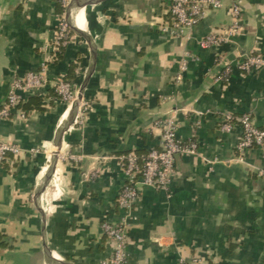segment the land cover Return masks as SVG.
<instances>
[{
  "label": "crops",
  "instance_id": "1",
  "mask_svg": "<svg viewBox=\"0 0 264 264\" xmlns=\"http://www.w3.org/2000/svg\"><path fill=\"white\" fill-rule=\"evenodd\" d=\"M95 2L76 16L94 46L72 40L52 60L50 45L65 9L58 14L56 0H0V108L13 81L45 62L51 81L65 79L81 53L78 90L90 77L85 123L63 137L42 210L35 193L70 106L50 85L23 94L25 117L20 105L0 118V141L23 149L0 162V264H47L46 246L70 264H109L114 248L102 224L122 216L117 200L126 176L119 158L159 148L155 124L167 117L176 120L180 140L198 142V155L176 157L168 192L141 189L128 264H189L197 257L203 264H264V150L239 153L241 128L220 130L224 112L250 113L264 128V68L234 71L225 83L217 80L223 66L216 61L232 63L249 50L264 57V0H222L180 36L163 31L172 21V0ZM235 3L243 9L240 36L203 48L205 36L231 27ZM187 54L188 70L176 83ZM40 96L41 105L30 102Z\"/></svg>",
  "mask_w": 264,
  "mask_h": 264
},
{
  "label": "built area",
  "instance_id": "2",
  "mask_svg": "<svg viewBox=\"0 0 264 264\" xmlns=\"http://www.w3.org/2000/svg\"><path fill=\"white\" fill-rule=\"evenodd\" d=\"M69 2L70 0H60L64 9H66ZM222 5V0H172L170 7L172 21L169 25L163 27V31L177 36L189 34L205 18L208 11L218 10ZM229 12L233 18L231 27L205 36L200 41L203 48L234 43L235 38L240 36L245 28L242 20L243 9L235 3L230 7ZM72 40L74 39L69 35L63 17L50 45V51L52 52L50 59L55 60ZM188 57L187 54L180 61L179 72L175 77L176 83L183 80L184 74L188 70ZM216 61L223 66L217 80L225 83L229 81L234 71L250 75L264 68V57L254 50H249L240 55L232 63L225 62L221 57ZM46 68L47 62L42 64L39 71L29 72L23 78H17L13 81L7 99L3 107L0 108V118L11 116L12 111L24 102V93L45 90L50 85L58 98L71 108L77 100L78 86L63 78L51 81L47 77ZM88 111L89 105L83 101L74 124H84ZM21 116L25 117L26 113L22 112ZM155 126L161 130L159 148L152 149L145 155H139L137 152L132 151L119 158L126 176L125 184L117 200V204L122 210V216L115 224L110 222L102 224V229L113 243L114 248L112 257L108 261L109 264L129 263V232L132 228L134 211L141 189L152 188L168 192L175 176L176 157L179 155H198V142L180 140L177 134L178 124L174 118L160 119ZM237 127H240L242 132L237 145L239 153L255 147L264 150V128L256 126L250 113L236 115L232 112H224L221 116L220 130L231 132ZM22 152L23 149L19 144L0 141V162L7 160L10 156H20ZM240 161H243L242 157ZM204 261L203 258L197 257L191 260L189 264H203Z\"/></svg>",
  "mask_w": 264,
  "mask_h": 264
},
{
  "label": "water",
  "instance_id": "3",
  "mask_svg": "<svg viewBox=\"0 0 264 264\" xmlns=\"http://www.w3.org/2000/svg\"><path fill=\"white\" fill-rule=\"evenodd\" d=\"M107 0H102V2H106ZM97 4H93L88 0H70L68 6L65 9L64 14V24L67 28L69 35L74 39L81 42H86L89 45L94 46V39L88 36L87 34H78L76 31L73 30L71 27V18L74 12L80 10H87L91 7H95ZM90 81V77H87L83 84L80 86L77 94V100L70 108V112L66 118L65 124L63 125L59 135L54 143V152L50 159V163L48 165L47 172L44 178L41 181L40 186L38 187L35 193V201L39 210H42V201H43V194L45 193L48 186L53 182L55 173L57 171V166L59 163V155L62 151L63 147V137L65 133L73 126L75 119L79 112V107L83 102L84 92L85 89ZM46 254H47V264H70L64 260H59L52 255L51 250L46 246Z\"/></svg>",
  "mask_w": 264,
  "mask_h": 264
},
{
  "label": "trees",
  "instance_id": "4",
  "mask_svg": "<svg viewBox=\"0 0 264 264\" xmlns=\"http://www.w3.org/2000/svg\"><path fill=\"white\" fill-rule=\"evenodd\" d=\"M56 2H57L58 14L62 15L64 13V8L61 6L60 0H56ZM63 51H64V49L62 50L61 53L58 54V56H57L58 59L61 57ZM81 55H82L81 53L78 54L77 62L74 63L71 66L70 71H69L68 75L65 78L66 81H68V82H70L72 84H74L76 79L78 78V76H77L75 71L80 66V63L82 62ZM50 92H52L53 95L57 96V94L54 93V90H52ZM42 101H43V96L42 97L41 96L40 97H34V98H31V100H30V102H34V104L36 103L38 106L41 105ZM21 105H22V107L24 108V111L27 114L28 111H26L27 110V106L26 105H28V104L22 103Z\"/></svg>",
  "mask_w": 264,
  "mask_h": 264
},
{
  "label": "bare ground",
  "instance_id": "5",
  "mask_svg": "<svg viewBox=\"0 0 264 264\" xmlns=\"http://www.w3.org/2000/svg\"><path fill=\"white\" fill-rule=\"evenodd\" d=\"M90 2H92L93 4H96L95 0H88ZM101 1V0H99ZM81 11V10H80ZM80 11H76L74 12V14L72 15V18H71V27L73 28L74 31H76L78 34H84L86 33L87 31L86 30H81L80 28H78L77 24H76V16L77 14L80 12ZM68 111V110H67ZM67 115V114H65ZM66 118V117H65Z\"/></svg>",
  "mask_w": 264,
  "mask_h": 264
},
{
  "label": "rangeland",
  "instance_id": "6",
  "mask_svg": "<svg viewBox=\"0 0 264 264\" xmlns=\"http://www.w3.org/2000/svg\"><path fill=\"white\" fill-rule=\"evenodd\" d=\"M77 99V98H76Z\"/></svg>",
  "mask_w": 264,
  "mask_h": 264
}]
</instances>
